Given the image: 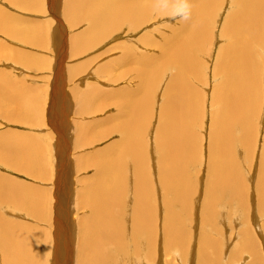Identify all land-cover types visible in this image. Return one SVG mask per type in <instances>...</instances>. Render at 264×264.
<instances>
[{
  "label": "bare ground",
  "instance_id": "6f19581e",
  "mask_svg": "<svg viewBox=\"0 0 264 264\" xmlns=\"http://www.w3.org/2000/svg\"><path fill=\"white\" fill-rule=\"evenodd\" d=\"M174 2H187L188 15L186 14L185 19L181 17L183 20H180L181 25H179L180 27L184 26V29L174 27L176 30L179 29L176 33L174 32L175 34L170 33L172 35L164 38L163 42L158 41L160 45L158 42L156 43V54L145 62L150 67L147 68L144 65L149 73L147 74L145 69V74H140L149 79L145 81L144 85L140 82L145 88L144 91L143 89L140 90L144 93L128 89L123 92L125 99L123 103L121 102L123 106L120 113L123 112L125 117L119 114V118L122 117V120L121 122L118 121L120 124L117 126L120 135L119 142H115L117 148L114 152L112 151L98 159L96 166L98 167L96 170L99 175L98 180L90 183L88 189L85 188L86 190L80 193L84 197L81 203L88 205L91 210L89 217H86V222L83 224L81 236L79 237L80 230L77 231L79 238L73 242L66 233L65 227L63 229L60 225L61 219L56 217L53 221V223L55 222L53 246L50 247L51 245L48 246L43 239L45 233L41 229L27 224L24 217L22 218L25 222H19L9 220L0 214V264H129L128 261L134 257L141 260L142 263L139 262L140 264H158L156 262H159L157 258L159 251H156L157 245H154V242L164 244L162 251L165 253V260L160 264H184L189 246L191 247L188 239L187 226L189 223L187 220L191 216L195 194H197L195 185L197 188L200 181V178L197 180L199 176L197 177L196 169L192 171V168H196L199 157L203 160L204 156L209 174H205L207 175V182H205L204 189L207 192V199L202 206L204 211L215 213L220 195L225 192H230L231 195L236 196L235 198L232 196L234 200L236 199L234 201L236 204L244 209L249 207L250 204L246 199L251 194L248 192L251 190L248 181L252 180L253 176L248 175L247 171L244 175L240 164V162L244 163L249 159L251 163L248 166L255 168L258 165L256 208L264 214V0L230 1L229 12L224 18L220 31L224 42L216 50L214 63L211 61L212 49L205 54L208 55L207 58L210 62L199 61L200 55L205 51L204 49L201 50L202 44H200L199 38L203 32H208L211 25L214 26V22L215 24L218 22L214 20L215 17H212V9H217L215 4L217 5L218 2L216 0H89L87 4L84 0H77L71 7H75L77 13L80 12V16H90V20H93V25L90 24L91 31L101 33L102 36L100 34L99 36L103 37L104 34L107 35L108 33L102 34L101 31L107 29L111 32L113 27L117 25L120 27L122 21L131 19L137 26L140 24L139 17L149 12L146 10L150 6L156 7L160 14L172 12L174 9V13H176L178 7L176 4L173 5ZM69 4H71L70 0ZM67 7L70 8V6ZM52 9L54 10L53 7ZM69 14L71 15L72 12ZM208 19L210 20L208 21ZM78 20L80 19L78 18ZM58 23L60 24L59 19ZM58 28L54 27L52 31L55 45L61 44L60 36L62 34L59 36ZM90 28L87 29L90 30ZM61 32L62 30H60ZM214 35L212 34V38ZM88 37L86 40L90 39ZM76 41L78 42V39ZM76 41L74 47H77L76 44L80 47L81 42L76 43ZM37 43H42V41H37ZM56 51L61 52L58 48ZM258 51H260L259 54ZM59 65L57 68L55 67V72L58 71ZM198 66H202L207 72L205 82L203 81L202 84L203 93L192 81L203 76L201 74L195 75L194 68ZM165 71H171V75L160 104V129L156 139L160 171H158V176L154 178L152 177L154 171L150 168L149 163L146 145L148 131L145 127L147 126L148 113L155 107L156 93L153 92L158 87ZM209 79L213 80L212 84L209 83ZM205 86H209V92L205 90ZM5 90L3 89V91ZM152 95L153 97L150 99ZM68 128L70 129V127ZM80 129L82 130V128ZM141 133L145 134L140 136ZM13 142L11 141L12 145ZM16 142V145H7L3 150H0V159H8L9 152L13 151L16 158L21 159L16 163L39 168L43 166L44 160L43 155H40L42 149L38 148L39 144ZM190 153H193L195 159L192 164L188 163ZM198 153H201V156L198 157ZM39 173L42 175L43 171L39 170ZM189 174L194 181L196 179L195 182L189 178L190 176L187 178ZM154 181L160 183L163 190L160 194L164 192V198H166L162 210H158V208L161 209L162 202H160V196L155 194L154 185L157 184ZM4 187H0V201L10 199L9 194L5 193ZM129 191L132 192L133 200H135L132 202L134 207L130 213L129 210L127 211L126 202L127 195L130 194ZM202 193L204 194V192ZM18 195L21 196L20 193ZM24 197H27L24 200L25 204L30 205V207L37 199L36 196L32 198L30 195ZM21 199L20 201H23ZM230 209L232 211V207ZM46 213L45 210L36 208H31L29 211L30 216L36 217H45ZM245 216L246 214L243 220L247 222ZM211 218L209 219L210 230L205 229L203 235H199L200 240L197 239L199 246H197L196 254H198L197 261L199 264H205L213 256L206 250L208 247L214 249L215 255L214 259L210 261L213 264H222L220 259L222 253L220 254L218 249L223 242L220 244L218 238L210 237L211 230L216 232L219 230L216 227V221ZM259 226L256 227L259 228ZM261 226L264 227V223ZM218 234L220 233L218 232ZM254 239L257 249L253 244ZM244 240V242L242 241V249L250 254L254 253L252 264H264V253L262 254L258 248L261 244L257 237L252 238L251 232H249ZM246 244L249 248L245 247ZM73 246H76L75 258ZM145 247L146 251L144 250ZM176 258L179 260L178 263H176ZM135 262L133 261L132 264H136Z\"/></svg>",
  "mask_w": 264,
  "mask_h": 264
},
{
  "label": "rangeland",
  "instance_id": "374dc122",
  "mask_svg": "<svg viewBox=\"0 0 264 264\" xmlns=\"http://www.w3.org/2000/svg\"><path fill=\"white\" fill-rule=\"evenodd\" d=\"M56 1L57 0H55L53 4H55ZM58 1H60L62 6L60 14L61 19L50 15V12L46 8L48 0H0V150H3L7 145H16V141H20L21 144L33 142L39 144V147H36L42 149L40 152L41 154H39L43 155L44 160L41 168L27 166L28 164L20 165L16 163V161H21V159L18 157L16 158L13 151L9 152L8 159H0V176H2L0 177V187L5 186V193H8L10 196L8 200L0 201V214L9 220L19 222H25L26 220L27 224L41 229L45 233L43 239H45L48 246L51 245L50 247L53 246L52 240H54L55 235V222L53 223V221L56 217L61 219L60 225L63 229L65 227L66 233L72 238L73 242H76L81 236V230L84 227L83 224L86 222V217H89L91 210L88 205L81 203L84 197L80 193L84 192L88 189L89 185L98 180L99 175L96 171L98 169V167H96L98 159L112 151L114 152L117 148L116 145L119 142L118 139H120L117 126L120 124L122 117H125L123 112L120 113V111H122L123 100L125 99V93L123 92L125 89L131 91L138 90L139 92L145 90L142 85L149 79L146 76H141V73H144L146 67H150L147 63L145 64V62H147L148 58L156 54V43L158 41L163 42L164 38H168L174 32L176 33L180 28L181 30L184 29V26H179L181 25L180 20H183L182 18L185 19L188 12L186 9L187 2H174L173 5L176 4V7H178L176 13H174V9L172 12L160 14L156 7L150 6L148 10H146L149 12L145 11L146 15L143 14L145 16L142 15L139 17L140 24L137 26L134 25V21L131 19L122 21V23L120 22L121 25L118 23L120 27L118 25L116 26L119 28L116 29V27H113V30L109 29L112 30L111 32L107 29L101 31L102 34L105 32L108 34H104L105 36L100 37L102 36L101 33H99V36L98 32L95 33L93 30L91 31L92 28H90V26L93 25V20H90L91 17L80 16V12L77 13L75 7H71L74 6L73 4L76 3L77 0H70L71 4H69V0ZM88 1L89 0H84L86 4ZM230 1L231 0H216V2H218L217 5L215 4L217 9H212V17H215L214 20L218 22L216 24L214 22V26L211 25L208 32H203V35L199 38V40H201L200 44H202L201 50H205L202 55H200L199 61L202 60L205 63L210 62L207 58L208 55L206 56L205 54L212 49L211 61L212 63L215 62L214 57L216 55V50L221 46L220 44L224 42V39L222 40V36L220 35V31L224 18L229 12ZM66 3L67 5H65ZM65 6H70L69 9L70 12H72V16L69 14L68 7L66 8ZM51 10L52 13L55 11V9ZM75 18L76 20H74ZM78 18L80 20H78ZM58 19L65 25L63 28L68 27L69 33L66 29V35H64L62 39L64 42L62 43L63 48L61 52H55V49H52V52H50L51 48L48 47L52 38L53 28L58 23ZM209 20L210 19H208V21ZM88 27L90 30L87 29ZM174 27L180 28L176 30ZM212 34H215L213 38ZM80 36L81 38H78ZM87 37L90 39L86 40ZM93 38H95V41H93ZM77 39L78 42L83 44L82 46L80 44V47H78L79 45L76 44L77 47H74ZM37 41H42V43H37ZM78 42L76 41V43ZM51 43H56L53 41V38ZM259 53L260 51H258V54ZM142 58L145 60L143 59L140 61ZM57 59H59L60 67L58 71L55 72ZM146 70L148 74L149 71L148 69ZM194 71L195 75H203L201 78L195 79V81L191 79L201 90L200 92L203 93L202 84L205 82L204 79L205 76L207 77V72H205L202 66L194 68ZM170 75L171 71H165L162 75L158 87H156L153 92L156 93L155 107L148 113V121L146 118L147 126L145 128H147L148 131L146 145L150 168L154 171L152 177L154 178L158 176V171H160L156 141L157 132H159L160 129V104ZM209 83L212 84L213 80L209 79ZM205 87V90L209 92V86ZM3 89L6 90L3 91ZM140 89H143V91ZM152 97L153 95L150 99H152ZM64 107L65 109L67 108V111ZM119 114L122 116L121 119L119 118ZM66 127H70V129ZM80 128H82L83 131ZM144 134L145 133H141L140 136ZM93 137L96 138L94 139ZM80 138L83 141L79 140ZM11 141H14L13 145ZM77 141L79 142L78 144ZM191 154L193 155V153H190L188 157L189 164L195 161L194 155L192 156ZM200 154L201 153H198V157L201 156ZM199 158V163L196 165L197 167L195 168L193 165L194 168H192V171L196 169L195 172L197 173V177L199 176L197 180L200 178V181L197 186L198 189L195 185V192L197 194H195L191 216L187 220L189 223L187 226L188 239L193 248L189 246L188 254L185 257L186 262L184 261V264H199L197 261L198 254H196L197 246H199L198 240L201 238L199 235H203L205 229L210 230L209 219L211 217L212 220L216 221V227L219 229L218 232L220 234L215 230H211L209 235L210 237L215 236V238H218L220 244L223 242L218 249L220 254L222 253V258L220 257L222 264H228L230 262L231 264H252L254 253H251V255L249 252L242 249V244L245 241L244 238L249 232H251L252 238L257 237L261 244L258 248L261 250L262 254L264 253V227L261 226L264 223V214L259 212L256 208L258 200V191L256 187L258 180V165L255 166V168L254 166H248V164L251 163L249 159L246 160L247 162H240L244 175H246L247 171L248 175L251 174L253 176V179L248 181L250 189L253 190H248L251 194L249 193V197H246L251 206L249 205L248 208L244 209L234 202L236 196L231 195L230 192H225L220 195L221 197L219 198L215 213L212 214L204 211L202 207L207 199V192L204 187L205 182H207V175L205 174L208 173L206 160L204 159L205 156L203 160L201 157ZM38 169L43 171L42 175H40ZM188 177L194 181L191 174H189L187 178ZM155 184H157L154 185L155 194L160 196V202H162L161 209L158 208V210H162L166 198H164V192L160 194L161 191H163L160 183L158 182ZM15 190L16 193H14ZM202 192H204V194ZM18 193H20V197ZM129 193L126 202L127 211L129 210L128 212L130 213V211H133L134 204L132 202L135 200H133L134 196L132 192L129 191ZM246 194L248 195V193ZM23 195H30L32 198L36 196L35 198L37 199H35V203L31 204L30 207V205L25 204L24 200H26L27 197ZM202 195L204 196L202 197ZM20 199L23 201H20ZM199 203L202 204H200V207ZM231 207L232 211L230 209ZM31 208L42 209V211L45 210L47 212L46 216H30L29 211ZM245 214L247 222L243 220ZM230 215L231 217H236L231 218ZM22 217H24L25 220ZM256 226H259L260 229ZM79 230L80 233L78 237L77 231L79 232ZM216 235H219V237ZM153 244L157 245L156 251H159L157 254L160 255L157 257L159 262L156 263L160 264L165 260V253L162 251L164 250V244L157 242ZM253 244L257 249L255 239L253 240ZM73 247L75 258L76 246ZM245 247L249 248L247 244ZM208 248H206V250L213 256H211L205 264H213L210 260L214 259V249L212 247ZM232 249L235 251L233 252ZM238 249L240 250L238 251ZM144 250L146 251V247ZM192 251H194L193 254ZM132 260L134 262L137 260L135 262L136 264L142 263L138 257L130 259L131 262L128 261V263L132 264ZM178 262L179 260L176 258V263Z\"/></svg>",
  "mask_w": 264,
  "mask_h": 264
},
{
  "label": "crops",
  "instance_id": "0c3cea01",
  "mask_svg": "<svg viewBox=\"0 0 264 264\" xmlns=\"http://www.w3.org/2000/svg\"><path fill=\"white\" fill-rule=\"evenodd\" d=\"M53 2H55V0H48V3H47V6H46V8L48 9V11L50 12V15L52 16V17H59L60 19H61V17H60V14H61V11L62 10H60V9H62V6H61V3H60V1H56V3L55 4H53ZM51 7V8H50ZM52 7L55 9V12H54V14L52 13V11H51V9H52ZM58 12V13H57ZM59 26H58V25ZM56 25H55V27L56 28H58V34H59V36H60V34H62L61 36H60V39H61V44L60 45H55V43H51V40H52V38H51V40H50V44H49V47L51 48V51H52V49L54 50H56L57 48L59 49V51L60 50H62V48H63V42H64V40H62L63 38H64V33H65V35H66V31H65V29H67V28H63L62 26H63V23H62V21H60V24L59 23H57ZM67 26V25H66ZM62 27V28H61ZM61 28V29H60ZM60 30H62V32L60 33ZM50 32H51V30H50ZM67 32L69 33V31H68V29H67ZM56 46V47H55ZM61 46V47H60ZM66 50V49H65ZM64 50V51H65ZM50 51V52H51ZM49 52V53H50ZM57 52V51H56ZM58 65H59V59H57V63H56V65H55V67L57 68L58 67ZM52 68V67H51ZM62 68H64V67H62ZM53 69V68H52ZM49 82H50V80H49Z\"/></svg>",
  "mask_w": 264,
  "mask_h": 264
}]
</instances>
